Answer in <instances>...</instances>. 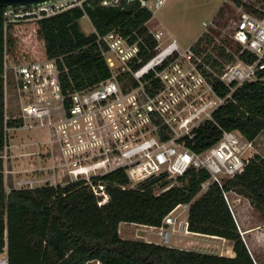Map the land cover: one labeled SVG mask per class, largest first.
Returning <instances> with one entry per match:
<instances>
[{"label":"built area","instance_id":"obj_1","mask_svg":"<svg viewBox=\"0 0 264 264\" xmlns=\"http://www.w3.org/2000/svg\"><path fill=\"white\" fill-rule=\"evenodd\" d=\"M120 1L102 0L101 5L116 7ZM139 1L142 7L151 10L150 0ZM164 1L157 0L156 7ZM89 2L56 0L30 8H7L4 16L6 24L33 22L36 33L40 20L72 8H83ZM256 10L259 14L239 10L229 37L240 46V52L233 54L229 62L208 47L204 38L212 35L214 20L187 49H182L172 36L163 41L161 32H150L157 43L153 48L143 37L132 41L131 36L137 35L136 32L124 36L114 29L98 35L97 43L110 77L73 92L63 86L62 77L67 69L62 58L42 56L30 61L17 58L11 63L6 56L3 159L8 158L6 150L14 146L12 143L9 146L12 132L36 131L41 135L36 143L39 151L26 155H43L44 163H51L47 170L68 176L71 178L68 182L90 183L94 177L118 170H124L132 182L163 174L178 178L194 168L206 170L210 175L200 194L211 184L222 187L226 180L245 170L251 159L247 150L253 142L239 132L224 131L214 146L196 153L181 140L192 138L197 128L213 120L214 112L232 98L238 87L264 82V7L256 6ZM201 38L205 40L198 46ZM226 50L229 52V48ZM243 52L253 55L255 60H242ZM208 54L212 57L209 60ZM216 83L228 87L230 92L220 96L215 90ZM10 90L15 110L9 104ZM8 120L17 125L9 127ZM51 183L47 184L58 185L57 181ZM93 190L103 197L99 205L108 201L104 185H94ZM183 206L189 209V204ZM171 214L159 228L165 244L170 243L172 236L166 227L175 223ZM0 264H8L7 258Z\"/></svg>","mask_w":264,"mask_h":264},{"label":"trees","instance_id":"obj_2","mask_svg":"<svg viewBox=\"0 0 264 264\" xmlns=\"http://www.w3.org/2000/svg\"><path fill=\"white\" fill-rule=\"evenodd\" d=\"M101 1L90 0L83 8L66 10L37 24L36 35L44 41L47 57L63 59L67 69L62 77L65 90H83L110 77L97 43L98 35L118 29L124 36L136 32L131 40L143 37L150 48L157 44L147 28L153 12L142 7L139 0H121L116 7L102 6ZM234 1L243 11L255 15L259 14L257 4L264 3V0ZM6 10L0 8V253L7 252L8 264H260L242 238L226 199L231 192L245 197L264 221V158L259 155L250 159L241 174L226 180L222 187L211 184L202 194V184L210 175L206 170L194 168L177 178L181 185L168 184V176L163 174L144 180L138 188H129L127 173L118 170L94 177L90 183L77 180L56 186L13 187L8 192L3 159L6 142L3 75L5 57L11 63L18 58L15 30L20 24H6ZM226 12L223 5L217 18L223 19ZM85 16L95 29L89 35L80 25ZM227 19L224 26H230L231 17ZM213 35L214 31L204 38L222 60L229 62L233 54L240 52V46L229 39L216 45ZM204 38L199 39L198 46ZM211 58L208 54L207 59ZM240 58L255 60L246 52ZM9 79L11 82L10 73ZM215 90L223 97L230 92L219 83L215 84ZM13 113L11 110L10 115ZM7 125L13 127L17 122L8 120ZM224 131L239 132L250 142L264 133V82L238 87L232 98L214 112L213 120L197 128L192 138L181 141L201 153L214 146ZM99 183L109 197L103 205H99L101 198L93 190ZM157 185L162 191L156 192ZM187 204V230L231 241L234 257L124 239L120 235L121 223L160 228L168 215Z\"/></svg>","mask_w":264,"mask_h":264},{"label":"rangeland","instance_id":"obj_3","mask_svg":"<svg viewBox=\"0 0 264 264\" xmlns=\"http://www.w3.org/2000/svg\"><path fill=\"white\" fill-rule=\"evenodd\" d=\"M245 1L250 3L253 2V0ZM156 2L157 0H150L151 10L154 12V14L152 19L147 23L149 32H161L163 34V41H167L169 36H172L182 49H187L189 46H191L204 33L206 26L213 20L216 26L212 27L211 30L214 31L213 39L217 42L216 45H220L224 39L230 40L229 34H231L234 23L239 17V10L242 9L236 5L234 0H165L158 7H156ZM223 5L227 12L225 13L223 19H220L219 17L217 18V14ZM257 6H264V3L257 4ZM232 12H234L233 15H231ZM230 17L231 20H229L228 23L230 26H224L223 22H226L228 20L227 18ZM80 25L82 31L88 35L95 32V29L87 16L81 19ZM34 27L35 26L33 22L21 23L20 26H18L15 30V36L17 37L15 51L18 54L19 60L30 61L38 59L42 56H44V59L48 58L45 53L44 41L33 32ZM9 104L11 105L12 110H15L14 95L12 94L11 90L9 91ZM11 134L12 137L9 138V146L12 143L14 146L17 145V148L14 147L12 149L13 153L11 149L6 150L5 152L8 155V158L4 159L5 182L8 192L13 187L35 188L46 185L47 183L51 184L53 181H57L58 184H64L71 180V178L68 176L60 174V176L57 175L58 177H56L53 181H50V179H46L47 174H42L40 170L35 169L30 172L25 170L26 167H31V164H34L35 168H42L45 169V171L51 167L50 162L44 165L43 155L34 157L26 155L32 151H39L36 143L41 140V135L39 132H28L26 130L12 132ZM21 143H23V145ZM16 154L18 158H20V161H22L21 164L24 165L23 170L17 173L13 171L10 162L12 155L15 156ZM256 155L264 158V133H262L255 141H253V146L247 150V156H250L251 159H253ZM167 181L170 185H181L177 181V178H168ZM142 182L144 181H131L129 188H138ZM155 189L156 192L162 191L158 185L155 186ZM228 199L238 221L237 224H239L238 228L240 233L241 230L239 226H241L243 232L246 233L244 236L241 233L242 238L245 239L244 241L252 253L257 256L259 263L264 264L263 219L261 218L258 211L250 204V201L245 197L231 192L228 193ZM187 213L188 210L182 205L178 207L173 214H171V217L175 221V229L177 230V235L176 233L172 234L170 239L171 245L174 244L175 236H183L181 233V227L184 225V223H186L185 221L187 219ZM143 226L144 225L138 226V224L122 225V238L135 241L159 242L162 245L169 246L162 241L158 231H146L147 229H145ZM210 237L213 238V236L195 234L191 237V239L186 236L184 239H181H183L185 242H191L186 245L188 246L187 250L226 257H229L232 253H234L233 243L231 241L223 238H218L220 240L212 239ZM88 264L99 263L90 262Z\"/></svg>","mask_w":264,"mask_h":264},{"label":"crops","instance_id":"obj_4","mask_svg":"<svg viewBox=\"0 0 264 264\" xmlns=\"http://www.w3.org/2000/svg\"><path fill=\"white\" fill-rule=\"evenodd\" d=\"M22 145H23V143H21ZM14 147H16L17 148V145H15V146H13L12 148H11V151H12V153H13V148ZM11 160H10V162H11V165H12V168H13V171L15 172V173H17V172H19V171H21V170H23V166L24 165H22L21 163H22V161H20V158H18V156H17V154L15 155V156H13L12 155V157L10 158ZM15 159V160H14ZM44 165H45V163H44ZM31 167H26V169L25 170H27V171H32V170H40L41 171V173L43 174V173H45V174H47V178L46 179H51L52 181H53V179L54 178H56V177H58L57 175H59L60 176V174L59 173H55V172H52V171H45V169H42V168H35V165L33 164H31L30 165ZM42 169V170H41ZM12 171V172H13ZM11 172V173H12ZM51 184H53V183H51ZM176 211V210H175ZM174 211V212H175ZM174 212H172V214L174 213ZM235 215V214H234ZM186 218H188V213H187V216H186ZM235 219H236V216H235ZM176 220V219H175ZM236 221H237V219H236ZM186 223H184V225H182V227H181V233H182V235L184 236H178V237H180V238H178V237H176L175 236V239H174V244H172L171 245V241H170V243L168 244L169 246H171V247H174V248H178V249H188V246H186V245H188L189 243H191V242H185L183 239L185 238V236L186 237H188L189 239H191V237L193 236V235H195L194 233H192V232H189L188 230H187V219H186V221H185ZM237 223H238V221H237ZM136 225V224H130V223H121L120 224V226H119V232H120V235H122L121 234V227H122V225ZM239 225V224H238ZM138 226H141V225H138ZM145 229H147L146 231H158L159 232V228H156V227H148V226H143ZM240 227V230H241V233L243 234V236L246 234L245 232H243V230H242V228H241V226H239ZM169 231H171L172 232V234L173 233H176V235H177V230L175 229V223H174V225H169V226H167L166 227ZM185 230V231H184ZM186 232V233H185ZM197 235V234H196ZM172 237V236H171ZM181 238H183V239H181ZM210 238H212V237H210ZM127 239V238H126ZM188 239V240H189ZM212 239H218L217 237H213ZM218 240H220V239H218ZM245 240V239H244ZM154 243H157V244H160L159 242H154ZM162 245V244H161ZM183 247H187V248H183ZM203 253V252H202ZM229 257H234V253H232ZM5 258H7V252L5 251L4 253H0V261L1 260H3V259H5Z\"/></svg>","mask_w":264,"mask_h":264},{"label":"water","instance_id":"obj_5","mask_svg":"<svg viewBox=\"0 0 264 264\" xmlns=\"http://www.w3.org/2000/svg\"><path fill=\"white\" fill-rule=\"evenodd\" d=\"M56 0H0V8H30Z\"/></svg>","mask_w":264,"mask_h":264}]
</instances>
